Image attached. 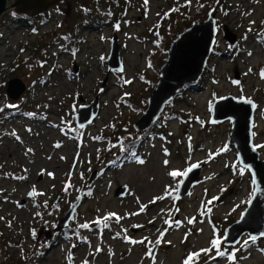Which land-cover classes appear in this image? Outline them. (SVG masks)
<instances>
[{"label": "rangeland", "instance_id": "1", "mask_svg": "<svg viewBox=\"0 0 264 264\" xmlns=\"http://www.w3.org/2000/svg\"><path fill=\"white\" fill-rule=\"evenodd\" d=\"M15 1L7 0L0 19V264H183L216 238L226 254L213 249L194 264H264V239L245 246V235L236 246L223 245L248 207L254 182L229 144L230 123L211 122L218 98L256 94L264 100V0H111L98 10L96 0H57L34 18L18 14ZM211 15L219 33L206 83L184 88L160 126L138 133L133 125L147 109L171 42ZM224 26L237 35L234 45L225 41ZM115 37L124 71L109 75ZM13 80L25 86L16 100L7 93ZM96 99L99 116L77 128L78 109ZM258 124L264 144V122ZM148 132L139 159L114 166L125 145ZM195 165L203 168L198 184L179 200L184 176L169 173ZM124 186L126 195L117 197ZM78 199L68 228L55 233ZM112 213L119 222L104 220ZM154 248L153 260L147 253Z\"/></svg>", "mask_w": 264, "mask_h": 264}, {"label": "water", "instance_id": "2", "mask_svg": "<svg viewBox=\"0 0 264 264\" xmlns=\"http://www.w3.org/2000/svg\"><path fill=\"white\" fill-rule=\"evenodd\" d=\"M57 0H16L12 8L21 15L31 18L46 12ZM7 11V0H0V19ZM216 17L209 16L203 22H196L187 28L171 42L168 57L160 70V79L153 93L148 98V106L143 116L137 120L133 128L138 133L148 131L157 124L167 105L177 98L184 88L197 85L206 72L208 61L212 55L214 45L218 37ZM224 39L230 45L237 42V35L228 26H224ZM123 73L124 67L121 60L120 44L118 38L112 41L108 57L109 75L113 72ZM236 80L239 79L238 71L235 72ZM108 80L104 82L106 85ZM21 80H13L8 84L9 97L16 100L24 91ZM247 99L228 95L218 98L211 108V122L221 124L232 122V130L229 144L235 147L239 165L251 172L254 182L253 196L244 211L241 219L231 225L226 231V247L236 246L245 235L256 236L264 239V160L254 145V118L256 103H248ZM99 99L86 106H81L76 115V126L84 129L91 125L100 114ZM83 125V127H81ZM202 166H192L187 176H184L177 190V198L185 199L198 184L202 172ZM127 193V186L116 190L117 197H123ZM80 199L72 205L70 210L60 220L54 230L60 233L67 229L80 205ZM47 238L52 233H46ZM252 242L251 240L249 243ZM155 255L156 248L152 250ZM153 258V257H152Z\"/></svg>", "mask_w": 264, "mask_h": 264}, {"label": "snow or ice", "instance_id": "3", "mask_svg": "<svg viewBox=\"0 0 264 264\" xmlns=\"http://www.w3.org/2000/svg\"><path fill=\"white\" fill-rule=\"evenodd\" d=\"M148 2H149V0H144L145 5H147ZM187 2L190 4V3H191V0H187ZM174 10H176V9H174ZM253 23H254V22H253ZM116 28H117V30H118V29H119V25H117ZM101 59H103V57H101ZM261 76H262V78H264V71L261 72ZM125 82L128 83V81H125ZM247 102L250 103V104L252 103L251 100H248ZM8 107H15V106H14V105H8ZM0 111H2V109H0ZM81 127H83V125H81ZM29 131H30V130H29ZM13 135H15V133H13ZM17 139H19V137H17ZM57 147H59V145H57ZM121 147H123V145H121ZM225 150H226V149H225ZM28 151L31 152L32 149H28ZM140 162L143 163V161H140ZM165 163H167V161H165ZM189 171H191V168H189L187 171H184V172H180V171H172V172L169 173V175H170L171 177H173V178H176V177H178V176H187ZM48 175L51 176V175H53V174H52V173H49ZM19 178H20V179H24V177H19ZM70 187H71V184H70V183L67 184L66 187H65V189H64L65 192H67V191H68V188H70ZM40 194L42 195L43 193H40ZM30 195H32V196L37 195V192L35 191V188H34V187H33V191L30 193ZM166 195H171V193H170V192H166ZM164 198H166V197H165V196H161V197H157V198H155V199H164ZM213 199H218V197H214ZM152 202H155V200H153ZM249 202H250V201H249ZM209 203H211V202H209ZM45 206H46V205H45ZM145 208H146V206H142L141 209H140V211H144ZM134 214H138V213H134ZM37 215H39V213H37ZM112 216H116V214H114V213L109 214V216L105 217L104 220L106 221L107 219H109V218L112 217ZM0 219H2V218H0ZM120 219H121V217L116 216V220H117V222H119ZM99 222H100V221H97V223H99ZM194 222H195L194 219H190V220H189V223H194ZM165 223H167L170 227L172 226V221H171V220H167V221H165ZM81 227H83V228H88L89 225H88V224H84V225H81ZM134 227H140V226H138V225H134ZM125 231H126V230H125ZM33 235H35V232H33ZM117 235H119V234H117ZM163 235H164V233H161V238H158V239L155 241L156 244L161 243V240H162ZM261 235H264V233H262ZM125 238L128 239L127 237H125ZM146 239H147V238H145V240H146ZM249 239H250L252 242H255L256 239H257V237H256V236H251ZM130 242L133 243V244H135V243H144L145 241H144V240H141V241L131 240ZM148 243L151 244L152 242L149 241ZM248 243H249L248 240L244 241V245H245V246H246ZM211 244H212V247H210V248H207V249H201L200 252H196V253H189V255H188V256L186 257V259L184 260L183 264H194V261L197 260V259L200 257V255H201L202 253H210V252L213 251V249L216 250V253H217V255H219V256H224V255L226 254V252L220 250V249H221V245H222V240H221L220 238H216V239H214V240L211 242ZM97 251H99V249H97ZM262 251H264V249H262ZM147 255L150 256V257H153V260H154L153 252H152L151 249H149ZM229 259H231V260H235V253H234V252L231 253V254L229 255ZM85 264H87V261H85Z\"/></svg>", "mask_w": 264, "mask_h": 264}, {"label": "trees", "instance_id": "4", "mask_svg": "<svg viewBox=\"0 0 264 264\" xmlns=\"http://www.w3.org/2000/svg\"><path fill=\"white\" fill-rule=\"evenodd\" d=\"M111 0H96L95 3H94V9H97V7L99 6H103V4H101V2H108L110 3ZM111 8V7H110ZM233 48V47H232ZM202 85L203 83L200 85V84H197L193 87V90H200L202 89ZM177 112L175 113H172L171 115H176ZM162 117H165V116H162ZM173 117V116H172ZM166 118H170V116L166 117ZM161 125V122L157 123L156 126H160ZM155 128V126H154ZM152 128V129H154ZM81 131V130H80ZM150 134L149 132L146 133L145 137L142 138V139H139L137 141H134L132 143H129V144H126L125 147L123 148V151L121 152V156L118 157V159H116L115 161V165H118V166H122L124 164H127L129 162H132V161H136L138 160V152L140 150V148L142 147V145L148 140L150 139V136L148 135ZM152 137V136H151ZM62 237V235H61Z\"/></svg>", "mask_w": 264, "mask_h": 264}, {"label": "flooded vegetation", "instance_id": "5", "mask_svg": "<svg viewBox=\"0 0 264 264\" xmlns=\"http://www.w3.org/2000/svg\"><path fill=\"white\" fill-rule=\"evenodd\" d=\"M208 64H209V62H208ZM209 68L210 67H208V69H206V73L209 71ZM238 76L241 78V75H240L239 72H238ZM206 78H208V77L203 75V77H202L201 81L199 82V84L201 85L202 83H204L205 82L204 80ZM232 82H234V81L232 80ZM187 89L193 90V87L187 88ZM262 94H264V93L262 92ZM235 97L244 98V99H247V100H253L256 103V112H255V118H254V145H255V148L257 149V151L260 153L261 159L264 160V144L262 143V141L260 142L258 140L260 138V134H259V131L257 130V127L259 125L258 122H260V121L264 122V100L261 101V99L256 94H253V95H250V96L244 95V96H239V97L235 96ZM229 123H230L231 126L233 125L232 122H229ZM234 149H235V147H234ZM259 240L260 239L256 240L255 242H252V243L256 244Z\"/></svg>", "mask_w": 264, "mask_h": 264}, {"label": "bare ground", "instance_id": "6", "mask_svg": "<svg viewBox=\"0 0 264 264\" xmlns=\"http://www.w3.org/2000/svg\"><path fill=\"white\" fill-rule=\"evenodd\" d=\"M49 127V126H48Z\"/></svg>", "mask_w": 264, "mask_h": 264}]
</instances>
